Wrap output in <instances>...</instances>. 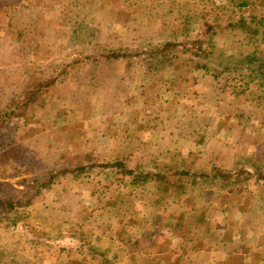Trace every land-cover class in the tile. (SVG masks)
Listing matches in <instances>:
<instances>
[{
	"label": "rangeland",
	"instance_id": "obj_1",
	"mask_svg": "<svg viewBox=\"0 0 264 264\" xmlns=\"http://www.w3.org/2000/svg\"><path fill=\"white\" fill-rule=\"evenodd\" d=\"M26 1L37 2V5L30 10L31 17H39L41 21L45 19L52 27H56L59 21L53 13L60 12L58 3L60 0ZM40 1H45L46 5L38 3ZM68 1H71L73 8L76 4L79 6L81 16L87 13V9L83 7L84 0ZM122 1L124 0L86 2L87 5L95 6L101 14L114 9L121 12L114 19L108 14L104 18L103 25L96 24L95 29L106 31L103 43L108 51L123 48L124 42H126L125 47L131 43L129 48L132 47L130 51L134 53L160 46L164 42L181 43L186 39L192 41L198 37L202 39L203 36L201 37L199 33L205 31L207 23L212 24L217 31L211 42L213 48H206L207 57L197 55L194 48L189 51L181 47L178 51L169 50L165 53L163 66L156 72L147 70L144 67L146 64H141L140 58L137 57L119 58L117 61L107 60L103 63L104 70L113 75V78H117L120 91L113 88L104 91L105 94L101 93L102 100L98 104L97 102L91 104L84 95L83 98L77 96L68 101L62 99L60 95L55 96V93L45 96V102L57 100L56 111L61 116L58 128L61 127L59 129L63 133L66 131L70 135L77 134L86 138L88 145L97 147L98 155L104 154L106 158L124 160L134 159L141 154L137 151L139 142L133 137H140L145 141L144 154H146L155 150L154 142L159 137L165 139L170 131L176 130L175 122L183 121L184 127L192 123L196 126V130H199L198 132L206 133V144L195 143L192 139L194 136H191L189 139L178 140L176 147L157 148L164 161L171 162L185 157L186 166L190 168L197 166L202 170L208 169L212 162L221 168H235L237 162H246L263 166L261 172L264 174V100L254 99L255 95L261 92L255 90V85H247L246 76L249 75V71L244 68L239 72L222 74L215 79V73L208 74L202 68L205 65L213 72H221L222 68L217 65L219 60L215 58L219 54L234 55L237 58L248 55L264 56L263 29L252 28L251 31L246 30L248 33L240 32L238 35L241 36L242 46L239 47L232 43L229 28L227 30L223 28L232 22L229 17L235 18L234 23L239 20L248 22L251 14L258 18L264 17V0H252L257 12L253 11L251 14L248 8L236 7L237 3L246 0H235V2L232 0H165L166 2L126 0L125 2H129L127 5L125 2L122 4ZM18 3L19 0H0V17L9 16L6 23H13L17 19L14 10ZM171 3L173 6H169ZM176 4L181 5L177 7ZM126 9L130 16V30L125 29L121 19L123 18L121 14H126ZM188 17L190 19H187ZM109 20L115 22L108 30L105 27L107 23L109 24ZM185 20L189 22V36L175 37L177 33L173 36L175 30L179 29V22ZM87 21L85 19V22ZM18 23L21 26L22 20ZM125 31L126 33L131 31L130 37L126 39ZM7 36L0 33V38ZM52 40L55 41L56 36H53ZM8 49L7 58L5 60L0 58L4 63L0 65L2 75H10L8 72L11 67L16 69L30 62L43 64L46 61L44 50H34L21 43H15ZM61 52L66 58L82 57L72 49L70 51L64 49ZM8 57L14 62L7 67L5 63ZM227 63L233 67L235 61ZM71 79L73 82L69 81V84L74 83V87L78 86L80 93L85 94L88 91L79 69H73ZM115 92L117 94L113 95ZM147 124L150 128L146 127ZM55 127L47 128L46 134L55 132L57 130ZM41 131L44 130L41 129L40 124L32 126L14 124L4 136H0V192L10 199L20 201L15 204V210H9L7 205L0 203V264H100L91 259H84L83 256H78L69 250L60 249L64 247L74 250L73 243L76 240H72V235L75 233L82 235L85 230L90 234L84 235L89 243H103L105 249H113L115 243H110L109 236L117 237L120 230L126 229L127 232L131 230L130 226L125 227L129 212L126 211L127 214L123 215L124 210L119 208L118 204L134 196V206L148 217L155 207L154 199L157 197H154L150 191L146 192L145 200H142L144 206L141 207L138 182H129V177L120 180L115 176V170L107 169L100 176L106 180L103 183L92 184L91 181L85 180L83 184L81 178L78 181L68 180L59 184L58 188H53L47 194L46 200L27 205L25 195L38 190L37 188L45 189L40 187L47 181V178L43 177V172L51 167L50 154H46V151V161L36 158L41 150L37 148V139L43 138L44 134H41ZM9 137L14 141L12 145L17 146L13 153L11 147L7 149L8 152L10 151L9 156L13 155L17 158L14 169L5 167L2 162L5 160L3 152L6 151L2 145ZM72 152L71 144L65 142L59 144L58 153L61 156L70 155ZM27 157L29 160L26 159ZM97 179L94 182H98ZM258 180L263 181L261 178ZM254 181L255 177L238 185L239 187L235 186L231 189L232 192H216L218 196L216 198L213 197V193L202 196L204 202L209 199L205 206L210 210L206 212L202 226L193 231L204 238L206 248L211 247L210 251L192 252L188 249L189 244L185 243L190 238L186 231L191 230L189 228L192 225H196L193 215L189 217L184 215L195 205L185 194L177 197L173 204L172 198H163L161 206L166 209V213L160 211V217L163 219L159 220L166 225L163 226L160 221L156 227L149 226L151 221L145 223L143 230L151 228L157 231L153 241L155 244L149 246V243H145L143 250H135V252L138 256L145 257L148 260L147 264H183L184 257L188 258L186 264H221L228 252H233L228 264H264V203L260 200L261 195ZM106 182L109 184L107 185ZM104 186L112 188V191H106ZM102 187L104 189H101ZM261 187L264 189V184ZM97 188L104 192V200L110 198L111 201L101 209V217L93 209L96 204L91 195L92 191L96 193ZM118 193H121L122 197ZM2 194H0L1 199ZM63 204L66 207H62ZM216 206L220 209L213 210L212 208ZM79 212L88 222L89 228L85 225L84 229L79 228L75 218ZM181 212L184 214L179 217L178 214ZM11 217L16 219V222H13L16 224L14 227ZM170 225H175V228L170 230ZM139 236L138 233L135 237ZM238 241H242L245 245L242 251H240L241 246L237 244ZM117 242L119 241H116V244ZM246 247L253 249L249 251ZM124 249L128 251L129 248L127 246ZM152 256L154 260L149 261ZM237 257L241 260H236Z\"/></svg>",
	"mask_w": 264,
	"mask_h": 264
},
{
	"label": "trees",
	"instance_id": "obj_2",
	"mask_svg": "<svg viewBox=\"0 0 264 264\" xmlns=\"http://www.w3.org/2000/svg\"><path fill=\"white\" fill-rule=\"evenodd\" d=\"M67 1L68 0H60L58 2L60 12L53 13L54 17L59 21V23L56 24V27H52L51 23H48L45 19L41 21L39 17H31L30 10L37 5V2H28L26 0H19L17 8L14 10L17 21L15 20L13 23H6L9 16L6 15L0 17V33L5 36L8 35L5 38H0V58L5 60L9 54V46L15 43L27 45L34 50H44L46 53V61L43 64L30 62V64L23 65V67L20 68L14 69L11 67V72H8L10 75L0 74V136H4L5 132L9 131L14 124H22L23 126L40 124L41 129L44 130L40 133L44 134L42 135V140L37 139V148H41V150L39 151L40 153L36 155V158L38 160L46 161L45 155L50 154L49 158L51 167L45 169V172H43V177H46L47 181L40 185L41 188L45 189L41 190L37 188L38 190H34V192L31 191L32 193L25 195V199H27L26 204L32 205L44 201V199L46 200L47 194L53 188H58L59 184H63V182L68 180L78 181L81 178L83 184H85V180L91 181L92 184L103 183L106 180H103L100 177L101 174H104V171L107 169H112L115 170V176L120 180L129 177V182H138V195L141 200V207L144 206L142 200H145L144 194L146 192L150 191L154 197H157L154 199L155 207L151 210L152 213L148 214L147 217L144 213L139 212L140 209L134 206L133 201L135 197L130 196V199H124L118 205H120L119 208H123V215L129 212L128 221L124 223L126 224L125 227L130 226L131 230H128V232L126 229L120 230L117 237L113 235L109 236L110 243H115L113 249H105L103 243H89L87 237L84 236L89 234V231L85 230V232L81 233L82 235L79 233L72 235V240H76V242L73 243L75 246L74 250L65 249L64 247L61 248L60 246L61 251L69 250L70 252L76 253L78 256H83L84 259H91L100 264H147L148 260L141 255L138 256L135 250H143L147 243H149V246H153L155 244L153 241L157 231L152 230L151 228L143 230V225L151 221L149 226L156 227V224L160 221L159 219H163L160 217V211L166 213V209L161 206L164 200L163 198H172L173 204V201H175L177 197L184 196L185 194L188 199L190 198L193 200L195 205L190 209V212H187V214L181 212L178 216L180 217L184 214L189 217L190 215H193L196 225H192L189 228L191 230L186 231L190 238L184 242L189 244L188 249L192 252L210 251L211 247L206 248L207 245L204 238L199 237L198 232L195 233L196 231H193V229H199L202 226L205 222L204 216L206 215V212H209L208 210H210L205 206V204H208L207 201H209V199L204 202L202 201V196L205 197V194L213 193V197L216 198L218 197L216 192H232L231 189L235 186L239 187L238 185L253 180L255 177L254 184L261 195L260 200L264 203V189L261 187L264 184V174L261 172L263 166L259 164H247L246 162H237L235 168H221L219 165L212 162L208 169L202 170L197 166L194 168L186 166L185 157H180L171 162L164 161L159 154V151L156 150L157 148L167 146L176 147L178 146V140L185 138L189 139L191 136H194L192 139L195 140V143L197 144L201 145L206 144L207 142L205 132H198L199 130H196V126L192 123L188 124V127H184L183 125H185V123L183 121L175 122L176 130L170 131L168 137L165 139L164 137H162L163 139L159 137L158 140L154 142L155 150L144 154L146 149L145 141L140 137H133L139 142L137 149L138 154L141 153L139 156L134 159L125 158L124 160H115L109 157L106 158V155L104 154L98 155V153H96L97 147L91 144L88 145L87 139L83 136L77 134L70 135L66 131L63 133L62 130L59 129L61 127L58 128L61 116L58 115L56 111L58 108L56 103L57 100L45 102V96L55 93V96L60 95L62 99L68 101L70 98L74 99L77 96L81 98L82 95H84L91 101V104H94L95 102L98 104L99 101L102 100L101 93L105 94L104 91L111 88L114 90L119 88V81L116 80L117 78H113V75L104 70L105 65L103 66V63L107 62V60L111 59L112 61H117L119 58L137 57L140 58L141 64H146L144 67L147 70H153L152 72H156L163 66L165 53L169 50L178 51L181 47L185 50L188 49L189 51L191 48H194V52L197 55L207 57L206 48H213L211 42L217 33L216 28L213 27L212 24L207 23L205 31L202 30V32L199 33L201 37L203 36L202 39L198 37L193 41L186 39V41L181 43L164 42L160 46L135 51L134 53L133 51H130L132 47L129 48L131 43L127 44V47H125L126 42H124L122 44L124 45L123 48L119 50L109 49L108 51L103 43L106 31L95 29V27L96 24L100 25L101 23V25H103V22H105L104 18L108 16V14L114 19V17H118V14L121 12L114 9L108 13L101 14L95 6L87 5L86 2L89 0H84L83 4L85 5L83 7L87 9V13L81 16L82 14L78 9L79 6L76 4L73 8L70 3L71 1ZM125 1L126 0L122 1V4H124ZM162 1L166 2L165 0ZM232 1L235 2V0ZM74 2H78V0H75ZM127 2H125L126 5L129 3ZM38 3L43 4V6L46 5L45 1H40ZM171 5L173 6L172 3L169 6ZM180 5L181 4H176L177 7H180ZM236 7L248 8L250 14L253 11L257 12L255 3L252 0L241 1L236 4ZM125 12L126 14H121V17H123L121 19H123L125 29L127 28L130 30V16L128 9H126ZM17 14L20 16H17ZM85 19L88 21L85 22ZM187 19H190V17ZM229 19L232 20V22L223 28L226 30L229 28L232 43L234 45L237 44L239 47L242 46L241 36L238 35L240 32H247L246 30L251 31L252 28L264 30V17L258 18L251 14L248 22L245 20H239L236 23H234V17H229ZM20 20H22V23H20L22 24L21 26L18 25V21ZM108 22L109 24L107 23L105 28H108L109 30L113 27L112 25L115 20L114 22L111 20ZM180 24L182 26H180ZM162 27H164L163 24ZM178 28L179 29L175 30V33H173V36L176 33L175 37L189 36L190 27L188 20L179 22ZM131 31H127V33L125 31V39L130 37ZM53 36H56L55 41L52 40ZM59 48H62L61 50L68 49V51L72 49L74 53H80L82 57L79 59L66 58ZM86 52L88 53L86 54ZM68 55H70V53ZM209 55L211 56V54ZM215 58L219 60L217 65L222 68L220 70L221 72H213L211 68L204 65L202 68L206 70L208 74L211 72L213 74L215 73V79H217L222 74L239 72L241 69L245 68L249 71V75L246 76L248 80L247 85H255V90L261 92L255 95L254 99L256 101L264 100V56L261 55L254 57L248 55L244 58H237L234 55L225 56L219 54V56ZM233 61H235L233 67L227 63H232ZM13 62L14 60L11 59V57H8L5 65L8 67ZM2 63L3 62L0 61V65H2ZM74 68L79 69L84 77L85 85L88 88V91H86L85 94L80 93L81 91L79 90V87H74V83V86L73 84H69V81L73 82V79L71 78ZM15 72H18V74H15ZM118 90L120 91V89ZM116 94L117 93L115 92L113 95ZM51 127H55L59 132L56 130L55 132H51V134H46V129ZM146 127L150 128V125L147 124ZM7 135L9 136V133ZM172 136H174L172 139H168ZM7 139L10 143L7 140L4 144L5 146L2 145L3 149H6V151L3 152L5 160L2 162L5 167L14 169L15 160H17V158H14L13 155L9 156L10 151L8 152L7 149L11 147L10 149L13 150V153L14 148H17V146L12 145V142H14L12 138L9 137ZM62 142L72 145L73 152L70 155L66 154L65 156H61L58 153V146ZM45 151L47 152L46 154ZM26 159L29 160L28 157ZM260 178L263 181H259L258 179ZM95 179L99 181L94 182ZM106 183L107 185L109 184L108 182ZM104 187L101 189H104ZM101 189L99 190V188H97L96 193L94 191H92V193L94 192L93 194L91 193L96 204L93 209L98 212L99 217H101V209H103L106 204L111 203L109 200L110 198L107 200L103 199L104 192L101 191ZM105 190L112 191V188L105 187ZM0 194L2 193L0 192ZM8 198L9 197L2 194V199L0 197V203L7 205L9 210H15V204L20 201ZM62 207L66 206L63 204ZM212 209L216 210L220 209V207L216 206ZM75 218L80 226L77 225V227L84 229L85 225L86 228H89L87 227L88 222L84 216L81 217L80 212L75 215ZM11 220L12 226H16V224H13L14 221L16 222V219H12L11 217ZM160 222L163 223V221ZM162 225L165 226L166 223H163ZM174 226L175 225H170L169 229L173 230ZM138 233L140 236L135 237ZM116 241L119 242L116 244ZM237 244L238 246H241L240 251L245 248L242 241H238ZM127 246L129 249L128 251H125L126 249L124 248ZM246 248L249 251L253 249V247ZM232 253L233 252L226 253L225 259L220 263L228 264ZM150 258L149 261L154 260L153 256ZM186 259L188 258L184 257L182 259L184 261L183 264H186ZM239 259L238 257L236 258V260Z\"/></svg>",
	"mask_w": 264,
	"mask_h": 264
}]
</instances>
